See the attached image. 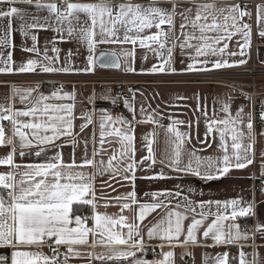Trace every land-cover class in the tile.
Listing matches in <instances>:
<instances>
[{
    "label": "snow or ice",
    "instance_id": "1",
    "mask_svg": "<svg viewBox=\"0 0 264 264\" xmlns=\"http://www.w3.org/2000/svg\"><path fill=\"white\" fill-rule=\"evenodd\" d=\"M23 4L33 5L34 0H20ZM17 0H0V19H9L4 35L0 36V45H11L12 24L11 18H19V31L24 37L29 36L30 30L52 28L58 34V41L67 43L76 41L83 44L88 52L86 57L87 67L76 69L71 63L73 56L69 50L65 57V64L57 66L60 60L61 49L55 47L57 40L51 41L53 47L51 51L55 53L53 57L48 56V48L43 50V62L37 59H28L26 62L16 67L11 52L7 59L0 54V73H70L73 71H94L99 61H103L101 67H120V58L115 51L101 52L96 56L99 45L131 44V50H123L121 54L135 61L138 44L140 48H146L150 52L156 53L160 63L153 64L150 69H141L147 73H164L166 71L175 72L172 67L174 50L179 49L181 55L185 50L192 49L194 54L189 56L192 63H189L184 71L200 72L211 71L213 69L230 68L244 65L248 62L243 57H250L252 45V24L255 14L257 22V35L264 38V0H254L250 5L242 3H217L216 0L206 3H191L182 10H177L179 5L173 4L170 8L158 5V0H152L148 5L133 3L132 0H96V2H73V0H35L36 9H44L49 15L46 17L32 16L31 22L26 20L27 13L16 6ZM254 8V12L251 10ZM247 18V20H246ZM178 24V30H177ZM167 25V30L163 26ZM156 29L151 34H146V30ZM190 29V31H186ZM170 33L172 35H170ZM173 36L175 39L173 40ZM238 51H230L229 44L234 37ZM32 47H26L23 51L40 53L38 37L31 35ZM195 41V43H193ZM155 45V47H153ZM242 57L239 60L229 61L222 59L224 56ZM216 57V59H211ZM107 58V60H105ZM142 59L147 61L148 56L143 55ZM201 65V67H197ZM211 65V68L208 67ZM129 72H136L135 67L129 66ZM130 91H132L130 89ZM33 93H37L32 101ZM18 96L21 103L31 102V107L25 109L13 108L14 98ZM135 92L131 99L125 98L124 106L127 107L135 120L136 109L134 105ZM74 100L75 94L63 92V88L53 91L50 95L39 92V86L21 90L14 88L13 97L10 102L0 105V146L9 147L10 151L3 158H0V166H7L12 171L0 172V247H11L14 249L11 256V264H60L58 247L67 245V252L64 254L63 264H68L69 255L82 257L83 253L76 251L72 246L89 244V236H93V244L103 246L107 249L104 253L89 252V259H95L100 264H174V252L168 251L163 254V258L158 261H149L137 258L138 252L144 251V235L140 225L148 215L157 209L168 208L172 201L181 196L180 191L170 190L144 193L150 197L151 203H143L137 197L135 181L136 171L143 170L145 163L148 170L155 167L157 157L153 149L154 139L144 137L147 155L140 160L136 159L135 136L131 129V120L123 116H113L103 110L98 116L99 125V148L96 147V134L92 133L90 139L83 141L82 162L77 164L75 160V149L80 144L79 134L85 132L90 125H93L95 110L82 113L80 119L84 121L79 126V133H75V123L77 119L74 103L52 104L49 100ZM251 100V97H247ZM115 103V100H113ZM150 107V106H149ZM230 103H224L222 111L227 113V118L223 120H213L208 124L205 139L201 143H208V136L213 132L219 134V148L222 150V157H200L193 149L188 153L189 160L184 163L182 160V148L185 141H190L188 133L180 132L174 125L182 124L183 121H173L167 129L175 136L174 149L169 154L167 151L159 163L171 168L175 172H183L188 175H195L206 180L217 179L227 175L233 168L245 169L255 161V134L253 127L252 112L245 113L240 107L235 116H232ZM140 112L146 113L143 106ZM207 115V112L204 113ZM158 114L155 110L147 114L137 123H156ZM245 116L247 121L245 122ZM21 117L31 118L23 121ZM260 120L264 122V111L260 113ZM3 121H7L14 126V136L19 138L17 146L11 137H6ZM127 125L125 130L119 126ZM190 126V125H189ZM246 128V132L245 129ZM50 133V134H49ZM230 135L231 143L228 137ZM264 135V133H261ZM155 136V133L152 134ZM31 137V138H30ZM62 137H69L65 144H56ZM108 137L118 138L120 149L113 152L111 157L105 162L103 154L105 143H111ZM247 138L248 143H244ZM68 143L73 148L72 162L65 163L61 149ZM89 144H92V153L89 157ZM17 147L19 151H17ZM49 147L54 148L55 154L45 162L29 163L25 165L17 164V156L35 155L40 157L46 154ZM35 148L36 151L26 152V149ZM231 148V153L229 152ZM97 156H101L99 161ZM195 162V166L194 163ZM262 167H264V153H262ZM96 167L95 174L86 175L83 171L75 169L83 167ZM24 168L23 173L20 172ZM204 167V171H201ZM111 174L112 179L117 183L127 181L132 184L133 190L112 199L121 203V212L124 210L137 209V216L131 222L128 217L120 215L113 218L107 214L96 212L97 197L95 195L94 180L96 175ZM22 179L16 180V176ZM149 179H166L163 169ZM108 183V182H106ZM109 186L112 185L109 183ZM115 190V189H113ZM194 202L184 197V207L188 212H196L193 207ZM215 205L217 211L211 212V206ZM74 205L77 207L74 209ZM79 205L91 206L95 212L94 216H82L79 214ZM209 211L205 212V206ZM105 206H108L107 204ZM176 208L181 207L179 202ZM224 209L222 214L219 210ZM199 219H193L186 229L183 221L188 219L186 214L180 211L170 210L166 217L153 225L147 232L149 239L159 238L165 241L170 247L184 246L187 244H198V231L203 228L202 237L204 240L211 238L213 245H238L240 241L252 240L255 242L257 234L264 238V222L257 224L252 234L242 233L238 223H232L225 227L224 221L231 219L233 222L239 217H251L255 215V204L244 203L240 199L227 201H201ZM231 209L230 213L228 212ZM208 216L215 218L210 224L205 226ZM89 219L94 220V226L89 227ZM75 225L72 227L71 225ZM123 228L127 232L122 231ZM119 229V230H118ZM184 236V239H181ZM54 243L52 248L53 256L50 258L42 253L21 250L22 246L36 244ZM124 246V247H117ZM163 248V245H161ZM7 257L0 256V264H4ZM214 264H229V253L223 252L215 257ZM240 264H264L259 252L254 248L252 259L248 260L243 250L240 251Z\"/></svg>",
    "mask_w": 264,
    "mask_h": 264
},
{
    "label": "crops",
    "instance_id": "2",
    "mask_svg": "<svg viewBox=\"0 0 264 264\" xmlns=\"http://www.w3.org/2000/svg\"><path fill=\"white\" fill-rule=\"evenodd\" d=\"M44 2H51V0H44ZM74 2H96V0H76ZM133 3H141L148 5L152 0H132ZM206 3L212 2V0H158V5L165 8H170L173 4L179 5L178 11L182 10L185 6H191V3ZM217 3H242L241 0H216ZM35 3V0H34ZM33 5H26L17 0L16 6L21 7L26 13V20L30 23L32 16L46 17L49 13L44 9H36ZM251 23L250 21H247ZM9 19H0V36L4 35V30L7 28ZM22 21L19 18H11L12 33H11V45H0V54H3L4 59H7L9 52L12 54L13 61L15 62L12 66L16 67L19 64L26 62L28 59H37L43 62V50L45 47L48 48V56L53 57L55 53L51 51L53 44L51 41L57 40L55 47L61 49L60 60L57 66L65 64V57L69 50H72L73 56L71 57V63L76 69H84L87 67L86 57L88 55L87 49L83 44L77 43L76 41L61 43L58 41V34L53 31L52 28L46 29H33L30 30L29 36L26 38L21 35L19 27ZM252 24V23H251ZM165 30L167 25L163 26ZM257 22L255 24V30L252 24V45L250 48V57H243L247 59L248 62L244 65L213 69L211 71H200V72H187L184 69L192 61L189 56L194 54L192 49L185 50V53L181 55L179 49L174 50L172 67L176 69L175 72L166 71L164 73H147L142 72L141 69H150L153 64H159V57L154 52L148 51L146 48H140L137 44L135 46L136 57L135 61L131 58L125 57L121 54L123 50H131L133 45H114L106 44L99 45L97 48L96 56L104 51H115L120 58L121 68L119 71H108L102 70L96 64L94 71L84 72V71H73L70 73H43L42 71H37V73H0V105H4L10 102V98L13 97V89L26 90L29 88H36L39 86V92L44 95H50L53 91H58L61 86L63 92H71L75 94L74 100H49L47 103L52 104H75V115L77 119L75 123V133H79V126L84 123L80 116L82 113H86L89 110H95V115L93 116L94 124L90 125L84 133L79 134L80 144L75 149V160L77 164L82 162L83 157V141L84 139H90L92 133L96 134V147L99 148V125L98 116L100 111L103 110L111 115L123 116L128 120H131V129L135 136V147L136 159L140 160L142 157L147 155V151L144 147L145 140L144 137L148 136L154 139L153 149L157 157V163L154 168L148 170V165L145 163L143 170H137L135 181V190L137 192L138 199L143 203H151L150 197L145 196L144 193H151L157 191L170 190L172 192L180 191L181 196L174 199L172 204L168 208L157 209L155 212L147 216V218L140 225L141 232L144 235V251L137 253V258L145 259L149 261H158L163 258V254L168 251L174 252L173 262L174 264H214L215 257L221 255L223 252L227 251L229 253V264L231 254L237 255L238 264H240V251L246 254L248 260L252 259L253 249L255 248L260 256L264 258V238H261L257 234V239L255 242L252 240L240 241L238 245H213L211 238L204 240L202 237L203 228H201L197 235L199 239L198 244H187L184 246L170 247L165 241L159 238L149 239L147 236L148 230L155 225L162 218L166 217L168 211H180L182 214H186L188 219L183 221L186 229L191 224L193 219H199V213L201 209L199 208V203L201 201H227L231 199H240L244 203L254 202L255 204V215L251 217H239L236 221L231 219L224 221L225 227L232 223H238L242 233L247 232L249 235L252 234V230H244V224H253L255 227L257 224L264 222V191L254 193L253 185L254 179H260L264 181V167L261 165L262 153H264V131H255V161L253 164L249 165L245 169H235L233 168L227 175L221 176L217 179L206 180L195 175H188L183 172H175L166 165L162 166L159 161L164 157L165 152L171 153L174 149L175 136L173 133L167 131L170 125H173V121H183L182 124L174 125L180 132L188 133L191 136L190 141H185L182 148V160L187 163L189 160L188 153L193 149L196 150V155L200 157H222L223 152L219 148V134L213 132L208 136V144L201 143L205 139V133L207 132L208 124L213 120H223L227 118V113L223 112L222 106L224 103H230L231 113L234 117L236 112L240 107L244 108V112H252L253 114V99H247L246 97H234L232 96L226 84L223 83L222 73L229 70L245 69L249 71V66L252 62L264 69V44L253 48L254 36H257ZM178 30V24H177ZM156 31V29L146 30V34H151ZM190 31V29H186ZM35 34L38 37V47L40 53L26 52L23 51L26 47H32L33 42L31 40V35ZM175 37L173 36V40ZM240 39L239 36L234 37L233 41L229 44L230 51H238V46L236 40ZM195 43V41L193 42ZM155 47V45H153ZM143 55H147V61L142 59ZM242 57H228L227 55L222 57V59H228L230 62L239 60ZM211 59H216L212 57ZM3 66V64H0ZM129 66L135 67L136 72H129L127 68ZM201 67V65H197ZM211 68V65H208ZM110 75L113 77L124 78L127 76H135L131 80L136 83L130 87L135 89V120L131 111L124 106L125 98L131 99V97H122L118 94V81L119 80H105L98 77ZM53 76H71L74 79L69 80H55L50 79ZM211 76V77H206ZM259 95L256 98V103L260 105L262 111H264V84L258 88ZM37 93H33L32 101L35 100ZM115 100V103H113ZM13 103V108L15 109H25L26 107H31V102L21 103L19 97L16 96ZM143 106L147 109L146 113H141L140 108ZM150 106V107H149ZM155 110L158 114L156 119L159 121L156 123H137L136 121L144 118L147 114L152 113ZM205 111L207 115H205ZM23 121H28L31 118L21 117ZM245 122L247 117L245 116ZM4 122V121H3ZM2 122V123H3ZM190 125V126H189ZM119 126V125H118ZM127 130L128 126H119ZM247 131L246 128L244 129ZM14 133V126H13ZM12 133L11 138L13 142L18 146L19 138L14 136ZM155 133L153 137L152 134ZM50 134V133H49ZM10 137V136H6ZM31 138V137H30ZM69 140V137H62L56 141V144H65V141ZM107 140L111 143H105L104 147L107 150L103 154V160L106 162L113 152H117L120 149V144L118 143V138L108 137ZM229 144L231 143L230 135L228 137ZM244 143H248L247 138ZM10 151L9 147L0 146V158H3ZM17 151L19 148L17 147ZM26 152L34 153L35 148L26 149ZM63 154V160L65 163L72 162L73 148L71 143H68L65 147L61 149ZM231 148L229 152L231 153ZM92 144H89L88 154L91 157ZM55 154V150L49 147L46 154H42L40 157L35 155H26L25 157L17 156L15 162L17 164L25 165L29 163H41L45 162L49 157ZM101 156H97L96 160L99 161ZM194 166L195 162L193 161ZM163 169L166 179H149L147 177H153L157 175ZM76 171H83L86 175L95 174L97 172L96 167H83L75 169ZM205 169L201 167L203 172ZM12 171L10 167L0 166V172ZM25 169L22 167L20 172L23 173ZM22 179V176L17 175L16 180ZM116 179L111 178V174L96 175L94 180L95 195L98 198L96 201L97 207L96 212L101 214H107L113 218H118L120 215L128 217L131 222L137 216V209L135 206L133 210H124L121 212V203L112 199L116 196L124 195L133 190L132 184L127 181H122L117 183ZM108 182V183H106ZM109 183L112 185L109 186ZM115 189V190H113ZM187 196L189 200L193 201V207H196V212H188L184 205V197ZM179 202L181 207L176 208V203ZM108 206H105V205ZM76 206V205H74ZM83 206L82 216H85L87 210H92L91 206ZM211 212L215 213L217 211L216 206L213 204L211 206ZM205 212L209 211V207L206 205ZM222 214L224 209L221 207L219 210ZM229 208L228 212L230 213ZM95 212L92 210V216ZM214 216H208L205 220V226L210 224ZM89 227L94 226V220L90 219L87 222ZM74 227L75 225H71ZM119 230V229H118ZM124 233L127 232L126 228H123ZM94 237L89 236V244L87 245H74L72 246L76 251L83 253L82 257H74L69 255L68 264H100L99 261L95 259H89L88 253H104L107 249L103 246L93 244ZM184 239V236H181ZM163 245V248H161ZM56 247L54 243L36 244L31 246H22L21 250L31 251L34 253H42L45 256L52 257V248ZM67 245H61L58 248L63 249V253L67 252ZM124 247V246H117ZM14 251L11 247H0V256L7 257L4 264H11V256ZM120 264V262H117ZM60 264H63L60 262Z\"/></svg>",
    "mask_w": 264,
    "mask_h": 264
},
{
    "label": "built area",
    "instance_id": "3",
    "mask_svg": "<svg viewBox=\"0 0 264 264\" xmlns=\"http://www.w3.org/2000/svg\"><path fill=\"white\" fill-rule=\"evenodd\" d=\"M76 0H73V2ZM59 2V0H56ZM117 2H124V0H117ZM242 5H250L254 3V0H241ZM254 12V8L251 9ZM247 20V18H246ZM253 24V28L255 30L256 18L255 14L253 15L252 20L250 21ZM167 30V29H166ZM170 35H172L170 33ZM264 44V38L259 37L258 35L254 36L253 39V48L259 47ZM249 71L245 69H236V70H229L227 72L222 73L223 76V83L226 84L229 93L234 97H251L253 99V127L255 131H264V122H262L259 118L262 109L260 105L256 103V98L259 95L258 88L264 84V69L258 66L255 61L249 66ZM211 77V76H206ZM100 79L105 80H119L118 85V94L122 97H131L135 89L130 87L135 85L131 79L135 78V76H127L124 78L113 77L110 75L100 76ZM50 79L55 80H69L74 79L71 76H53ZM130 89L132 91H130ZM3 126L5 128V135L12 136L13 133V125L7 121L3 122ZM254 193L264 191V181L255 178L254 185H253ZM85 216L92 217V210H87L85 212ZM91 222V219H90ZM254 228L253 224H244V230H252ZM59 252V261L63 263L64 253L63 249L58 248Z\"/></svg>",
    "mask_w": 264,
    "mask_h": 264
},
{
    "label": "water",
    "instance_id": "4",
    "mask_svg": "<svg viewBox=\"0 0 264 264\" xmlns=\"http://www.w3.org/2000/svg\"><path fill=\"white\" fill-rule=\"evenodd\" d=\"M100 55V54H99ZM99 55L97 57H99ZM105 60H107V58H105ZM103 61H99L97 62V65L100 69L102 70H108V71H119L120 68H121V62H120V67L117 68V67H113V66H108V67H101L100 64L102 63Z\"/></svg>",
    "mask_w": 264,
    "mask_h": 264
},
{
    "label": "trees",
    "instance_id": "5",
    "mask_svg": "<svg viewBox=\"0 0 264 264\" xmlns=\"http://www.w3.org/2000/svg\"><path fill=\"white\" fill-rule=\"evenodd\" d=\"M77 206H74V209L76 208ZM83 206H80L79 205V209H80V212L79 213H82L83 209ZM118 264V263H117ZM230 264H238V259H237V255H234V254H231V257H230Z\"/></svg>",
    "mask_w": 264,
    "mask_h": 264
}]
</instances>
